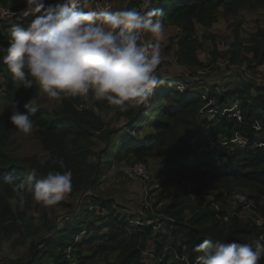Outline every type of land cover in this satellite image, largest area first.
<instances>
[{
	"label": "trees",
	"instance_id": "obj_1",
	"mask_svg": "<svg viewBox=\"0 0 264 264\" xmlns=\"http://www.w3.org/2000/svg\"><path fill=\"white\" fill-rule=\"evenodd\" d=\"M11 1L14 0H0V3L8 5ZM15 1L13 9L17 12L13 19L16 23L25 25L26 17L20 11L25 6L24 0ZM137 1L132 3L137 5ZM51 2L53 0H46V3ZM249 2L260 4L264 0H153L150 11L159 10L163 14L159 18L164 24L171 22L180 27L181 35L177 40L176 50L178 62L186 68L205 67L206 63L197 56L202 42L196 34V23L211 26L217 20L220 7L234 11ZM7 28H11V24L0 25V57L5 54L9 43ZM226 50L222 53L231 52L232 57L236 56L235 45L227 44ZM257 53L254 50V55ZM213 55L217 56L215 51ZM255 57L262 61L264 48ZM0 73L4 77L0 85L4 86L6 99V106L0 113V228L6 235L24 233L28 222L25 211L17 213L12 208V200L18 197L13 193L11 185L5 182V177L12 176L15 178L14 182L19 183L29 173L34 172L40 178L48 171L63 172L71 169L72 192L77 193L85 190L97 177L101 154L114 150L117 156L131 154L139 161L147 156L166 155L162 167L166 179L176 180L180 184L179 190L173 195L166 186L160 189L161 195L170 197V201L162 208L167 217L162 223H168L166 226L173 244L170 252L164 251L167 236H153V252L158 259L156 264H198L197 257L203 253L194 249L205 239L246 243L264 237V222L258 223L255 218L242 221L237 213L229 215L225 225L221 226L222 217L227 215L226 211L222 207H214L210 202H206L203 210L189 218L181 216L191 194L198 191L207 180L219 183L223 189L215 194L217 201L224 202L222 193L228 196L236 186L247 187L264 195V147L253 145L258 134L264 136V87L260 88L254 81L236 79L227 83L222 91L216 87L210 89L204 99L215 97L216 103L210 104L215 109L213 116L209 118L194 113L203 99L199 91L189 88L181 91L164 80L163 85L154 89V99L151 100L158 103V112L152 120L154 130L146 136L130 132L120 142H110L107 139L106 145L100 150L93 148L92 137L95 131L107 133L115 129L103 128V117L93 106L84 102L83 97L63 98L61 106L52 110L36 107L37 111L31 118L38 126L42 146L48 154L41 163L35 157L19 159L7 154L2 141L10 129L9 116L14 107L26 113L24 104L33 106L30 96L37 89V84L34 82L29 89L17 85L2 61ZM231 84L234 89L229 88ZM147 104L121 112L106 101H94L98 108L105 105L125 116L128 119L126 125L131 129L143 119L141 116L146 115ZM202 128L205 129L200 130ZM236 133L246 138L245 145L231 141ZM100 135L102 134L97 136ZM209 141L215 142L211 148L206 146ZM203 148L208 149L200 154ZM93 154L99 160L91 161L89 157ZM61 158L66 166L63 169L58 162ZM202 166L205 168L201 170ZM89 196L92 204L98 205L99 212L95 214V210L88 209L83 216L77 214L78 218L73 225L65 224L59 230L30 240L29 256L17 260L7 258L9 264H44L48 259L56 264L67 263L66 249L84 244L89 247L90 253L80 254L75 251L78 261L74 264H146L142 260V253L154 225L147 224L145 219L135 223L131 218L121 216V212L117 210L119 204L112 198L93 193ZM31 199V194L26 192L25 207H28ZM258 264H264V258Z\"/></svg>",
	"mask_w": 264,
	"mask_h": 264
},
{
	"label": "rangeland",
	"instance_id": "obj_2",
	"mask_svg": "<svg viewBox=\"0 0 264 264\" xmlns=\"http://www.w3.org/2000/svg\"><path fill=\"white\" fill-rule=\"evenodd\" d=\"M112 1L114 5L115 1ZM122 1L124 3L129 2L126 8L130 9L132 7V9L136 10L135 3H132L133 1L136 2V0H116V6H119ZM15 4L16 1L9 3L7 6H3L0 3L3 6V9H0V25L16 23L13 19L14 14L17 12L13 9ZM24 8L25 6L20 11ZM35 16L33 14L26 16L25 25L30 23ZM164 25L163 59L158 66L157 74L161 79L176 86V89L181 90L182 88L181 91H184L189 88L202 94L203 99L195 108V115L202 114V116L209 118L213 116L215 107H210V104L216 103V98L204 99L207 98L206 92L212 88L216 87L217 90L222 91L226 88L227 83L236 79L254 81L260 88L264 87V58L259 61L258 57H255L259 56L260 51L264 48V3L255 4L249 2L234 11L220 7L217 12V20L211 26L196 23V34L202 42L201 47L197 50V56L206 63L205 67L191 66L186 68L178 62L176 50L181 29L178 25L171 22H166ZM6 30L9 32L10 28ZM227 44L235 45V57H232L231 52L222 53L227 51ZM254 50L258 51L256 55H254ZM214 51L217 56L213 55ZM3 80L4 77L0 73V82ZM3 87V85H0V113L6 106ZM229 88L234 89L233 84ZM152 99H154L153 95L148 101V108L144 113L146 115L141 116L143 119L131 129L130 126L126 125L128 119L125 116L117 114L113 109L105 105L98 108L94 105V101L84 98V102L93 106L103 117V128L115 129L107 133L102 130L95 131V135L92 137L93 148L100 150L106 145L107 139L110 142H120L130 132L137 136H146V134L152 132L154 130L152 120L158 112V103L157 101H151ZM61 100H50L47 98L40 91L39 85H37L36 90L31 92L30 96V102L33 106L43 107L48 110L59 108L62 104ZM34 125L32 134L25 135L18 132L10 124V129L7 130L6 135L2 139L4 151L19 159L35 157L38 162H44L48 154L42 146L38 126ZM208 129H210V126ZM98 134L102 135L97 136ZM216 142L218 143V141ZM214 143L209 141L206 146L211 148ZM208 148H203L200 154ZM113 151L109 150L102 153L100 160L97 159L95 154L90 155L91 161L99 160L100 163L97 177L91 181L85 190L77 193L71 192L65 200L60 201L53 207L46 208L36 203L33 198L30 200L28 207H25V204H21L19 199H13L12 208L17 213L25 211L28 225L24 233L15 232L8 235L3 233L0 228V264H9L6 260L7 258L13 260L27 258L29 256L28 245L30 240H36L40 235H48L52 231L59 230L65 224L73 225L76 218H78L77 214L83 216L88 209L95 210V214L99 212L98 205L92 204L90 193L114 199L119 204L117 210L121 212V216L131 218L135 223L145 219L147 224L154 225L152 235L148 240L146 249L142 253V260L146 264H156L158 262L157 256L153 252V236L155 234L167 236L164 251L170 252L173 238L167 229V222L162 223L163 220L167 219L162 212V208L164 204L170 201V197L161 195L160 189L166 186L171 195H173L179 190L180 184L176 180L166 179V174L162 170L166 155L147 156L146 159L139 161L134 155L126 156L123 153L120 154L121 156H117L115 154L117 152ZM221 160H224V158ZM137 162L144 164V172L141 174L138 172L130 173L126 168L133 166ZM204 168L205 166H202L201 170ZM222 190L219 183L207 180L198 191L191 194L186 201L181 216L189 218L203 210L206 202H210L214 207H222L228 216L232 213H237L242 221L255 218L258 223L264 222V195H259L247 187L236 186L231 193L233 194L232 196H230L231 194L225 196L226 193H222L225 198L224 202L215 200V194L222 192ZM242 192L249 193L255 198L257 207L254 210L239 204L236 194H242ZM163 194H165V191H163ZM226 221L224 219L221 222V226H224ZM79 236L76 238H79ZM66 251L68 259L66 264H74L78 261V255L74 253L75 251H79L80 254L90 253L89 247L85 244L81 247L69 246ZM44 264L56 263L48 259Z\"/></svg>",
	"mask_w": 264,
	"mask_h": 264
},
{
	"label": "clouds",
	"instance_id": "obj_3",
	"mask_svg": "<svg viewBox=\"0 0 264 264\" xmlns=\"http://www.w3.org/2000/svg\"><path fill=\"white\" fill-rule=\"evenodd\" d=\"M24 3L22 16L39 15L26 25H11L0 57L17 85L29 89L35 82L50 100L80 96L125 112L146 105L154 89L165 83L157 74L165 38L159 10L113 11L98 4L92 7L93 0ZM24 108L26 113L14 107L9 120L18 132L30 135L37 108L29 103ZM58 162L66 167L62 158ZM72 176L71 169L48 171L40 178L33 172L19 183L12 176L5 182L21 204L27 192L48 208L72 192ZM194 250L203 253L198 264H258L264 258V237L246 243L205 239Z\"/></svg>",
	"mask_w": 264,
	"mask_h": 264
},
{
	"label": "built area",
	"instance_id": "obj_4",
	"mask_svg": "<svg viewBox=\"0 0 264 264\" xmlns=\"http://www.w3.org/2000/svg\"><path fill=\"white\" fill-rule=\"evenodd\" d=\"M152 3H153V0H138L137 5H136V10L141 11V12H147L151 9ZM97 4L101 8L108 7V8H110V10H112V8H113V1L112 0H93V3L91 6L95 7ZM231 141L237 142L241 146H243L247 143L246 138L240 133H236L234 138L231 139ZM253 145L256 147H264V136H260L258 134L256 136V138H254ZM126 169L130 173L138 172L141 174L144 172L145 166L142 162H137L131 167L128 166V168H126ZM238 193L236 194V198H237L240 205L245 206L247 208H250L252 210H254V208L257 207V202H256L255 198L253 196H251L249 193H246V192H242V194H238ZM222 219L228 220L229 219L228 214L223 216ZM60 264H66V263L63 262Z\"/></svg>",
	"mask_w": 264,
	"mask_h": 264
},
{
	"label": "crops",
	"instance_id": "obj_5",
	"mask_svg": "<svg viewBox=\"0 0 264 264\" xmlns=\"http://www.w3.org/2000/svg\"><path fill=\"white\" fill-rule=\"evenodd\" d=\"M15 1V0H14ZM115 1V4L113 5V8H112V10L114 11V10H118V9H124V8H126L127 7V5H128V3H124L123 1H122V3H119L120 5L119 6H116L117 4H116V0H114ZM11 2H13V1H11ZM10 2V3H11ZM17 2V1H16ZM118 2H120V1H118ZM15 3V2H14ZM3 6H7V5H3ZM3 6L2 5H0V9H3ZM132 6V5H131ZM127 9H129V8H127ZM130 9H132V7L130 8Z\"/></svg>",
	"mask_w": 264,
	"mask_h": 264
}]
</instances>
